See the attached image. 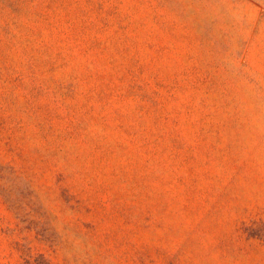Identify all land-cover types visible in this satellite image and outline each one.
Here are the masks:
<instances>
[{"label":"rangeland","instance_id":"rangeland-1","mask_svg":"<svg viewBox=\"0 0 264 264\" xmlns=\"http://www.w3.org/2000/svg\"><path fill=\"white\" fill-rule=\"evenodd\" d=\"M0 264H264V0H0Z\"/></svg>","mask_w":264,"mask_h":264}]
</instances>
